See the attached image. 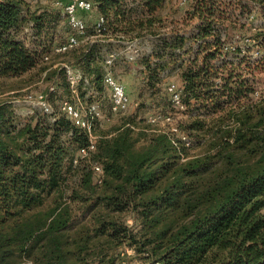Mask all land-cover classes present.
<instances>
[{
  "label": "trees",
  "instance_id": "trees-1",
  "mask_svg": "<svg viewBox=\"0 0 264 264\" xmlns=\"http://www.w3.org/2000/svg\"><path fill=\"white\" fill-rule=\"evenodd\" d=\"M251 1L264 16V0ZM93 2L104 23L86 25V38L154 37L157 49L140 60L139 104L170 115L161 72H176L183 119L174 132L131 116L81 155L88 136L60 106L53 119L17 124L0 100V264H116L123 245L137 264H264V94L251 96L255 70L264 69V26L226 17L234 0H185L177 19L165 11L172 0ZM62 20L51 3L0 0V84L45 72L55 82L48 101L74 98L64 69L43 61L62 42ZM235 35L253 39L261 57H238L236 47L226 58L223 44ZM82 42L55 55L88 79L76 86L87 104L103 88L102 57L96 42ZM192 146L199 150L190 156Z\"/></svg>",
  "mask_w": 264,
  "mask_h": 264
},
{
  "label": "rangeland",
  "instance_id": "rangeland-1",
  "mask_svg": "<svg viewBox=\"0 0 264 264\" xmlns=\"http://www.w3.org/2000/svg\"><path fill=\"white\" fill-rule=\"evenodd\" d=\"M30 1H37L40 3H51L52 5H55L54 2L57 0H30ZM93 2V0H91ZM233 5H229L226 7L225 16L228 17L230 20H233L236 23H246L244 19V15L242 14L247 7L244 6L242 3H246L247 0H239L238 2L234 0ZM179 4H183L182 0H172V3H170L165 11L172 13L175 11L174 18L177 19V17L180 16L182 11L185 9L186 5H181V9L178 8ZM94 5V2H93ZM223 9V8H222ZM98 12L93 6V8L86 12L84 14V19L86 21V25L88 27H93L94 22L97 18ZM261 15V14H260ZM262 16V15H261ZM264 16H262L263 18ZM181 26V25H180ZM183 29V28H182ZM191 29L188 28L187 31L183 30L185 32L190 31ZM70 32V27L68 26L67 22L65 20H62L59 22V33L61 34V40L64 41L68 33ZM225 33L223 31H220V37H224ZM234 39L236 38L233 37ZM82 44L86 42H96L99 45V50L102 57V70L104 67V61L105 59L111 55L115 54V59L113 61V64L111 65V71L113 75L124 85L125 91L129 97L130 103L129 107L126 111L123 113H110L109 112V103H110V89L106 87L102 82V89L98 91H95L93 94L92 100H96L100 103V115H104V117H108V119L105 120V118L99 117L97 123H94V132L95 135L98 137V135L101 133V131H104L107 128H110L112 125L118 124L121 120H125L131 116H135L136 120L139 119H145V123H148L150 125H154L155 128H162L167 126L168 124L161 120L156 119L155 121H151V117L155 114L149 113L145 111V107L140 106L139 102L141 101L138 98V91L140 87V79L141 76L139 74V69L142 68V64L140 62L141 58L148 56L153 53L154 50H156V41L155 38L152 36H141V37H133V38H125L124 36H115L112 34H105V33H94L91 34V36L87 39L86 37L82 40ZM251 44V42H248ZM249 45V44H248ZM55 47V46H54ZM53 47V48H54ZM255 46L249 45V50H253ZM136 50V51H135ZM178 51V50H177ZM54 53V52H53ZM56 53L52 54L51 56H48V59H45L44 62L47 65H50V68H61L62 63H66L65 55H55ZM132 56V58H130ZM238 57H241L242 55L237 54ZM262 56L264 57V51H262ZM261 57V56H260ZM258 57V58H260ZM256 58V59H258ZM250 59V58H249ZM256 59H250L251 61H255ZM45 72L41 73L39 76L32 78V71L25 73L20 78H14V79H7L4 80L2 84H0V100L7 102V104L10 107L11 113L13 117L15 118L17 124H21L25 119L32 117L33 115H41L43 114L39 109L33 108L31 102L24 101L27 93H35L37 91H47V87L52 85L55 87V82L52 77L46 78L44 75ZM161 77L166 79L165 82V88L169 82H175L178 84L177 81V73L176 72H167L162 71ZM256 81L254 83V89L253 91H258L259 93L264 94V69L259 68L255 70V79ZM95 89V87H93ZM96 90V89H95ZM85 92L84 87H81L78 91L76 90L74 98L67 99L65 97L59 98L55 95L51 96L49 99V103L52 105V107L58 109L60 106L61 100H72L71 102L76 103L75 101L77 99L81 100V104L83 106H86V103L83 102V99L77 97V94L81 96V92ZM258 95H254L253 92L251 93V96L253 99H256ZM85 98V93L83 96ZM172 112L170 113L172 119V124H176V121L179 119H183V113L182 111L185 109H176L172 105ZM49 119H51L50 116H48ZM93 125V124H92ZM153 126V127H154ZM169 126V125H168ZM151 127V126H150ZM197 146H192L188 150V155L192 156L198 152ZM127 222L129 225H133L132 220L130 218H127ZM118 260L116 259V264H122L121 260L125 262V264H137L139 263L137 254L135 253L134 249L128 245H123L121 248H119L117 252Z\"/></svg>",
  "mask_w": 264,
  "mask_h": 264
},
{
  "label": "built area",
  "instance_id": "built-area-1",
  "mask_svg": "<svg viewBox=\"0 0 264 264\" xmlns=\"http://www.w3.org/2000/svg\"><path fill=\"white\" fill-rule=\"evenodd\" d=\"M184 1L185 0H182V2ZM54 4L62 8L64 20L70 27V32L66 36L65 40L55 45L53 49L56 53H63L77 46L86 37V21L84 19V14L93 8V4L91 0H57ZM242 4L247 7V9L242 13L244 15L245 22L250 23L253 29H258L264 26V17L262 18L260 15L258 5L251 0H247L246 3ZM103 23L104 17L102 15H97L94 22L96 31H100L102 29ZM235 36V39L233 38L232 41L225 42L223 44V50L225 52L228 51L225 53L226 58L232 57V53L235 51L236 47L239 49L236 51V55H247L250 59H256L261 56V52L257 46H255L252 51L247 47L248 42H253V39H250L247 36ZM130 58H132V56H130ZM45 59H48V56H45ZM114 59L115 54H111L105 59L102 82L110 89V110L112 113L117 114L123 113L128 109L130 100L125 91L124 85L113 75L111 71V65L113 64ZM61 68L65 71L66 81L73 93L76 92V86L80 81H82L86 86L89 85L88 79L83 77L79 70L74 69L66 63H62ZM53 88L54 87L50 85L47 90H53ZM166 89L170 94L171 105L176 109H183L184 105L181 101V94L177 88V83L169 82ZM253 94L257 96L258 91H253ZM24 101L31 102L33 108L39 109L42 113L48 114L51 119H53V107L46 98V91H37L34 94L27 93ZM75 102L76 103L64 100L61 102L59 109L71 121L72 125L85 131L87 134L88 144L79 149V153L81 155H85L87 151L95 148L97 138L93 129L92 119L94 117H102L105 118V120L108 118L104 117V115H100V103L96 100H91L86 104V106H83L81 104V100L79 99ZM156 119H161L169 123L170 130L177 132V127L171 123L173 119L171 118V115L161 117L160 115L155 114L151 117V121H155ZM179 138L184 145L189 146L191 144V140L185 134H180ZM94 169L97 172H100L101 166L97 164L94 166ZM121 262L122 264H125L123 260H121Z\"/></svg>",
  "mask_w": 264,
  "mask_h": 264
}]
</instances>
